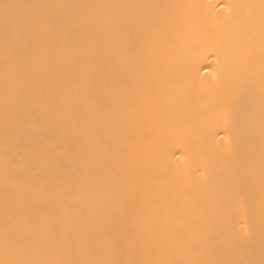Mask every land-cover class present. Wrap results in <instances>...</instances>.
Returning a JSON list of instances; mask_svg holds the SVG:
<instances>
[{
  "label": "bare ground",
  "instance_id": "bare-ground-1",
  "mask_svg": "<svg viewBox=\"0 0 264 264\" xmlns=\"http://www.w3.org/2000/svg\"><path fill=\"white\" fill-rule=\"evenodd\" d=\"M0 264H264V0H0Z\"/></svg>",
  "mask_w": 264,
  "mask_h": 264
}]
</instances>
